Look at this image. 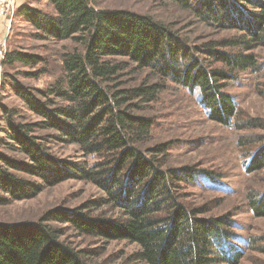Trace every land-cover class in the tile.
I'll return each mask as SVG.
<instances>
[{
    "label": "trees",
    "instance_id": "16d2710c",
    "mask_svg": "<svg viewBox=\"0 0 264 264\" xmlns=\"http://www.w3.org/2000/svg\"><path fill=\"white\" fill-rule=\"evenodd\" d=\"M36 1L18 7L14 20L31 29L33 41L74 47L58 52L55 74L47 57L18 45L4 55L0 88L21 108L0 106V207L68 180L90 183L101 196L37 221L0 222V264H96L89 261L95 254L63 239L66 227L135 244L133 264H238L231 217H205V207L182 197L198 177L218 179L192 166L170 167L172 143L149 146L155 121L144 112L172 84L198 91L209 120L237 131L263 128L256 119L241 123L224 89L240 72L263 68L253 51L264 48V0H168L224 34L196 43L150 15L98 9L92 0H45L48 13L30 6ZM135 74L152 79L127 85L125 77ZM43 76L51 80L41 87L22 82ZM244 138L240 147L251 143ZM54 145L75 147L78 158L58 156ZM244 170L264 171V144L249 153ZM247 201L253 216L264 218V192H249Z\"/></svg>",
    "mask_w": 264,
    "mask_h": 264
},
{
    "label": "rangeland",
    "instance_id": "374dc122",
    "mask_svg": "<svg viewBox=\"0 0 264 264\" xmlns=\"http://www.w3.org/2000/svg\"><path fill=\"white\" fill-rule=\"evenodd\" d=\"M28 0H16L15 11ZM98 9H121L146 14L155 19L171 23L194 42L213 40L222 37L215 30L198 23L188 12L178 8L168 0H92ZM52 13L45 0H37L30 5ZM14 11V13H15ZM31 29L22 22L14 20L7 32L0 19V52L18 45L26 52L45 56L50 62L53 74L57 71V54L61 48L71 49L70 41L53 46L29 38ZM258 62L263 66L260 73L240 72L237 79L230 81L224 92L232 96L239 112L241 123L256 119L264 126V48L254 51ZM0 59V69L1 67ZM220 67V65H216ZM146 74L127 75L125 82L135 86L143 80H151ZM2 80V77H1ZM0 80V86H1ZM51 80L50 76L38 80H23V84L41 87ZM19 100L8 90L0 88V106L21 108ZM144 114L155 121L149 139V146L159 143H172L169 151V166L180 168L192 166L197 170L215 177L218 181L198 177L193 185L185 187L182 197L193 208L205 207V217L229 215L233 221V232L237 236V247L242 251L238 264H264V218L253 216L247 201L249 192H264V171L248 173L244 162L249 153L264 144V127L237 131L233 127L222 126L209 120L201 107L199 92L190 93L187 89L170 84L158 100L151 103ZM0 128L3 124L0 122ZM251 143L240 147L239 139ZM0 133V138H2ZM54 152L63 158L77 159V150L73 146L54 145ZM101 193L90 183L68 180L57 186L44 189L33 199L13 202L0 207L1 223H21L37 221L43 214L53 209L72 211L87 201L96 199ZM59 228L62 225L56 223ZM66 242L77 250H88L94 257L91 263L133 264L129 256L137 250L135 244L125 241L105 243L97 238L81 236L69 227L64 230ZM255 239V247L248 245Z\"/></svg>",
    "mask_w": 264,
    "mask_h": 264
},
{
    "label": "built area",
    "instance_id": "2783aa9c",
    "mask_svg": "<svg viewBox=\"0 0 264 264\" xmlns=\"http://www.w3.org/2000/svg\"><path fill=\"white\" fill-rule=\"evenodd\" d=\"M16 0H0V19H2L7 32L10 29L12 17L15 11ZM4 53L0 52V59L3 61ZM2 72L0 69V80Z\"/></svg>",
    "mask_w": 264,
    "mask_h": 264
}]
</instances>
